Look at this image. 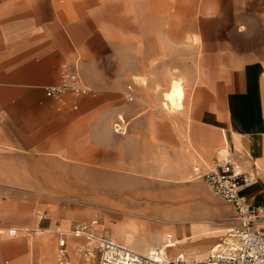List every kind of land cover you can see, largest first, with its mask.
<instances>
[{"label":"crops","instance_id":"1","mask_svg":"<svg viewBox=\"0 0 264 264\" xmlns=\"http://www.w3.org/2000/svg\"><path fill=\"white\" fill-rule=\"evenodd\" d=\"M145 1L141 2L142 11ZM134 3V0H0V181L43 178L37 176L38 164L52 168L55 163L63 164L64 157L83 156L88 142L95 162L116 163L114 157L113 160L102 157L98 133L101 126L108 132L109 117L117 111L112 93L117 86V39L122 38L118 27H124V40L131 41L133 28L139 21ZM161 3L164 0H157L158 5ZM188 5L184 18L199 21L202 39L195 66L196 111L194 117L187 116L189 155L194 158L197 154L202 159L201 165L196 166L202 170L215 164L221 151H229L241 165L256 162L264 167V0H188ZM118 10L123 14L119 16ZM169 14L171 17L158 12V20L180 19V5ZM117 19L124 23L118 25ZM138 25L143 28V22ZM66 71L77 73L80 85L88 90L66 89L49 96L47 88L61 85ZM176 81L182 83L184 93L178 99L179 108H168L165 96ZM129 94L130 99L136 98L126 92L127 97ZM185 95L183 80L172 77L169 89L163 92L161 109L179 113L184 108ZM171 130L180 154L186 148L181 147L180 132ZM109 153L115 156L111 149ZM178 159L176 166L181 179L190 181V162L181 161L180 156ZM263 173L243 193L255 206L264 209ZM159 184L165 181L159 180ZM16 185L0 183L1 202L6 196L32 195V189ZM149 194L156 197V202L141 208L148 214L129 215L126 224L116 226L113 236L127 245L132 242L141 253L160 249L169 256L178 252L194 258L208 255L215 244L205 251L200 246L191 247L188 240L201 236L205 239L225 229L213 230L192 222L191 234L184 232L181 238L175 237L176 230L164 235L160 228L149 229L143 219L150 213L157 215L168 206L174 209L164 203L168 199L164 196L170 192ZM33 221L34 225L42 222L36 218ZM0 226L18 230L17 235H4L0 239V264H54V244L48 239L37 242L32 235V231L43 229ZM64 226L68 227L66 223ZM133 237L137 242L133 243ZM170 239L182 244L175 254L170 252L171 247L165 251ZM36 246L42 257L34 261L32 249Z\"/></svg>","mask_w":264,"mask_h":264},{"label":"rangeland","instance_id":"2","mask_svg":"<svg viewBox=\"0 0 264 264\" xmlns=\"http://www.w3.org/2000/svg\"><path fill=\"white\" fill-rule=\"evenodd\" d=\"M176 1L181 2L176 4ZM134 2V13H138L136 15L139 17L137 25L138 22H143V28L140 25L134 26L133 37L126 42L124 27H118L122 38L117 39V86L112 93L113 105L117 111L109 117L108 132L101 126L98 133L102 157L105 160H113L114 157L116 163L95 162L92 146L88 142L83 156L64 157L63 164L55 163L52 168L46 164H38L37 176L51 177L49 179L43 177L32 181H0L1 184H18L16 186L20 185L22 189H32V195L3 197V201H0V225L29 226L33 229L36 226L43 229V232L32 231V235L37 237V242L48 239L54 244V264L58 263V231L71 230L76 223L83 221L95 222L93 230L96 234L112 237L127 245L114 237L113 232L116 226L128 222L129 215L148 214L141 208L149 202H156V197L150 195V191L170 192V195L164 196L168 198L164 203L171 204L174 209L168 206L167 210H162L157 215L150 213V216L143 219L149 229L160 228L165 232L164 235L171 230H176V238H181L184 232L191 234L192 222H199L213 230H226L227 227L232 228L238 224L233 207L215 195L206 181L196 175L195 167L201 165L202 159L197 154L191 158L187 148V128L190 121L187 116L194 117L197 102L195 66L202 49L199 21L184 18L183 13L189 6L188 0H164L159 5L157 0H146L143 11L142 0ZM178 5L180 19L158 20V12L171 17L169 13L177 11ZM141 12L146 14L141 15ZM117 13L123 14L119 10ZM117 23L121 25L124 21L117 19ZM105 72L108 75L107 69ZM172 77L181 78L186 91L184 108L177 114L161 109L163 92L169 89ZM126 92L136 98L130 99ZM168 93L169 91L165 96V106L171 108ZM118 115H123L129 125L124 135L113 134L111 130ZM172 128L180 132L181 147L186 148L185 151L182 148L180 154L173 142ZM110 149L115 156L110 155ZM223 153L221 151L220 154ZM179 156L181 161L190 162V181L180 177L176 166ZM248 165L241 167L246 169ZM260 167L264 170V167ZM174 176L178 178L175 179ZM159 180L165 181V184H159ZM182 204L187 206H181ZM263 215L260 214L261 218L257 222L260 224L258 228L262 230ZM34 218L41 219V224L34 225ZM65 223L68 227L64 226ZM48 225L50 227H45ZM225 230L213 232L205 239L203 236L193 238L187 243L193 248L200 246L207 251L213 244L222 242L227 234ZM6 238L7 236L3 243ZM68 240V264H89L86 258L77 253L80 239L72 235ZM131 240L133 243L137 242L136 237ZM127 246L134 247L132 242ZM181 247L182 244L169 250L175 254ZM38 257H42V253H39L36 246L32 249V259L35 261ZM91 264H99V260L95 259Z\"/></svg>","mask_w":264,"mask_h":264},{"label":"built area","instance_id":"3","mask_svg":"<svg viewBox=\"0 0 264 264\" xmlns=\"http://www.w3.org/2000/svg\"><path fill=\"white\" fill-rule=\"evenodd\" d=\"M61 85L47 88V94L59 95L66 89L84 92L77 73L64 72ZM130 88V87H129ZM132 98V95H128ZM128 122L123 115L115 119L112 130L124 135ZM196 175L203 178L213 193L228 204L235 212L238 222L232 227L209 255L204 258H186L182 253L168 259L160 251L141 253L131 246L124 245L112 237L96 234L93 230L95 222L76 223L71 230L58 231L57 264H68L70 251V236L79 238L77 253L86 258L91 264L95 259L99 264H264V230L258 228L260 214L264 209L255 206L243 193L245 187L255 183L261 168L254 162L244 169L229 152L223 153L215 164L208 165L204 170L195 168ZM264 216V215H263ZM15 228L0 226V239L4 235H17Z\"/></svg>","mask_w":264,"mask_h":264},{"label":"bare ground","instance_id":"4","mask_svg":"<svg viewBox=\"0 0 264 264\" xmlns=\"http://www.w3.org/2000/svg\"><path fill=\"white\" fill-rule=\"evenodd\" d=\"M83 89L84 90H88V89H86L85 87H83ZM183 85H182V83L181 82H179V81H176V82H174L173 84H172V86H171V88H170V90H169V93H168V102H169V105H170V107L171 108H174V109H177L178 107H179V104H178V99L180 98V99H182L181 97L183 96ZM262 225V224H261ZM231 228H229L228 230H226L227 232L230 230ZM168 237H171L170 235L168 236ZM181 240V239H180ZM179 240V241H180ZM218 244H220V242H218V243H216L213 247H212V249H211V251H210V253L214 250V249H216L217 247H218ZM178 245V242L177 241H174V240H171V241H168V244L166 245V247H165V245H163L164 247H165V251H166V249H167V247H175V246H177ZM151 251H160V249H154V250H150V251H148V252H146L145 254H148V253H150ZM162 251V250H161ZM169 251V250H168ZM179 253H182L183 254V256L184 257H186V258H194L193 256H191V255H188V254H186V253H184V252H178L177 254H179ZM209 253V254H210ZM177 254H175V255H172V256H168V254L167 253H163V255L165 256V257H167L168 259H172V258H174ZM208 254V255H209ZM207 256V255H206ZM206 256H204V257H206ZM204 257H200V258H204Z\"/></svg>","mask_w":264,"mask_h":264}]
</instances>
